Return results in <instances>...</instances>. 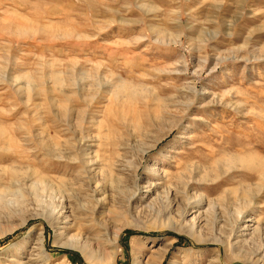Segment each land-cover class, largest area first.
Segmentation results:
<instances>
[{
  "label": "rangeland",
  "instance_id": "rangeland-1",
  "mask_svg": "<svg viewBox=\"0 0 264 264\" xmlns=\"http://www.w3.org/2000/svg\"><path fill=\"white\" fill-rule=\"evenodd\" d=\"M262 174L264 0H0V264H264Z\"/></svg>",
  "mask_w": 264,
  "mask_h": 264
},
{
  "label": "bare ground",
  "instance_id": "bare-ground-1",
  "mask_svg": "<svg viewBox=\"0 0 264 264\" xmlns=\"http://www.w3.org/2000/svg\"><path fill=\"white\" fill-rule=\"evenodd\" d=\"M251 155H252V154H251ZM247 161H248V160H247ZM262 172H263V171H262ZM262 175L264 176V174H262ZM43 179H44V180H43L42 182H43V183L46 182V180H45L46 178L44 177ZM47 184H48V183H47ZM48 185H49V184H48ZM246 195H247V194H246ZM56 217H57V215H56ZM58 218H59V215H58L57 219H58ZM40 239H41V238H40ZM159 257H160V258L162 257L161 252H158V254H157L156 257H155V256H152L151 259H153V260H152L149 264H156V263H155V260H156L157 258H159Z\"/></svg>",
  "mask_w": 264,
  "mask_h": 264
}]
</instances>
